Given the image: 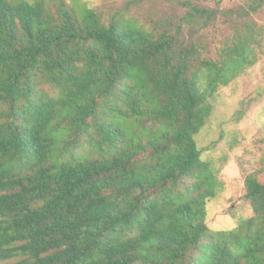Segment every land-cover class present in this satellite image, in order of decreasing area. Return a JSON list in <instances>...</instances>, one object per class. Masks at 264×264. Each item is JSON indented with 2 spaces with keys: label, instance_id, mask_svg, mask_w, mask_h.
Returning <instances> with one entry per match:
<instances>
[{
  "label": "trees",
  "instance_id": "1",
  "mask_svg": "<svg viewBox=\"0 0 264 264\" xmlns=\"http://www.w3.org/2000/svg\"><path fill=\"white\" fill-rule=\"evenodd\" d=\"M53 2L0 0V264H264L263 172L251 215L212 230L222 185L195 141L251 50L182 37L216 11L105 23Z\"/></svg>",
  "mask_w": 264,
  "mask_h": 264
},
{
  "label": "rangeland",
  "instance_id": "2",
  "mask_svg": "<svg viewBox=\"0 0 264 264\" xmlns=\"http://www.w3.org/2000/svg\"><path fill=\"white\" fill-rule=\"evenodd\" d=\"M63 1L78 17L93 9L105 23L119 12L144 23L149 19L178 22L192 7L216 11L204 29L179 22L182 37L188 38L196 30L193 39L206 59L224 58L240 42L251 50L253 64L217 88L210 99L211 115L195 135L201 158L212 163L222 185L206 206L207 225L215 231L232 229L250 216L251 207L244 200L245 177L254 171L264 175V0ZM47 2L53 8V0Z\"/></svg>",
  "mask_w": 264,
  "mask_h": 264
}]
</instances>
